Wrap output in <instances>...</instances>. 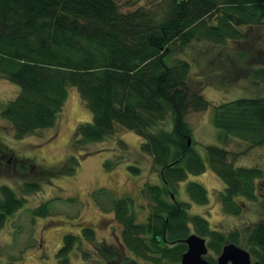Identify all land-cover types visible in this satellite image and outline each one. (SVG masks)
Segmentation results:
<instances>
[{"label":"trees","instance_id":"16d2710c","mask_svg":"<svg viewBox=\"0 0 264 264\" xmlns=\"http://www.w3.org/2000/svg\"><path fill=\"white\" fill-rule=\"evenodd\" d=\"M263 23L264 0H150L127 11L119 0H0V77L20 88L1 112L13 127L14 138L22 140L58 127L68 88L75 87L92 120L77 127L73 149L128 130L144 140L141 152L151 157L163 182L145 184L150 213L144 222L132 212L133 199H113L104 190L95 193L102 210L101 197L112 204L110 210L122 227L119 245H95L94 228L80 223L78 235H64L56 264H73L76 248L88 264L91 252L83 242L104 264H181L185 240L192 234L205 238L208 250L218 257L226 244L240 246L246 238L247 251L264 264V223L227 234L214 230L206 218L191 213L190 203L176 198L178 186L190 175L209 169L226 186L217 193L226 214L239 216L242 199L259 200L261 169L236 167L239 154L218 146L205 147L207 166L193 147L188 114L207 111L211 102L202 94L205 85L193 86L191 64L177 53L194 40L216 45L240 41L247 37L243 28ZM254 74L264 79V67ZM214 124L249 149L263 146L264 98L215 106ZM66 162L73 167L68 165L69 175H74L78 157ZM28 163L21 166L23 173L31 172ZM129 170L140 173L134 166ZM39 190L37 181L26 180L21 184L22 196L9 186L0 187V230ZM187 191L198 205L210 202L200 184L189 183ZM51 204L47 201L28 211L33 219L48 218ZM208 261L216 263L212 258Z\"/></svg>","mask_w":264,"mask_h":264},{"label":"rangeland","instance_id":"374dc122","mask_svg":"<svg viewBox=\"0 0 264 264\" xmlns=\"http://www.w3.org/2000/svg\"><path fill=\"white\" fill-rule=\"evenodd\" d=\"M148 1L119 0L124 11L134 10ZM242 31L247 37L240 41L216 45L207 40H194L177 55L191 64V83L196 89L205 85L202 94L211 102L207 111L188 114L193 132L192 145L204 163L208 166L205 147L218 146L239 154L234 161L236 167L259 168L264 172V145L249 149L247 143L226 137L214 124L215 106L237 99L264 98V79L254 74L256 69L264 67V23L262 27L243 28ZM19 93L17 85L0 77V155L3 163L0 167V187L9 186L22 196L21 184L26 180L37 181L40 190L29 196L23 210L11 216L4 229L0 230V264H56V253L63 244L64 235H78L80 223L82 227L94 228L95 245L117 247L122 227L110 210L111 202L100 198L103 211L95 193L104 190L113 199H133L135 205L132 212L137 221H146L150 204L144 199L145 184L161 186L163 182L154 169L151 157L141 152L144 140L133 132L121 129L105 141L73 149L77 127L92 120V113L81 101L75 87L68 88L58 127L17 140L13 127L3 119L1 112ZM71 156L79 159L74 175H69L71 171L67 170L68 165L73 168L66 162ZM26 161L31 170L29 174L21 169ZM107 163L112 166H107ZM131 166L139 168L140 173L129 170ZM49 173L53 174L46 176ZM189 183H197L207 189L208 205L201 206L190 200L187 191ZM225 187L224 182L208 169L205 174L190 175L181 183L176 198L190 203L191 213L206 218L214 230L227 234L245 232L256 224L264 223V178L257 184L259 200L250 202L242 199L243 208L239 216L226 214L217 199V193L223 192ZM47 201H52L50 216L33 219L28 210ZM245 244L246 238H243L239 247L247 251ZM83 247L91 252L88 264H97L95 259L104 264L103 258L93 252L92 246L83 242ZM205 258L217 261L218 256L209 250ZM72 261L73 264H84L78 248L72 254ZM251 261L256 262L252 256ZM123 263L120 261L118 264Z\"/></svg>","mask_w":264,"mask_h":264},{"label":"water","instance_id":"95a60500","mask_svg":"<svg viewBox=\"0 0 264 264\" xmlns=\"http://www.w3.org/2000/svg\"><path fill=\"white\" fill-rule=\"evenodd\" d=\"M191 141H189V144ZM187 251L183 254L181 264H211L205 256L208 254L207 240L197 234H192L185 240ZM215 264H261L252 263L248 251L230 243L226 244Z\"/></svg>","mask_w":264,"mask_h":264},{"label":"bare ground","instance_id":"6f19581e","mask_svg":"<svg viewBox=\"0 0 264 264\" xmlns=\"http://www.w3.org/2000/svg\"><path fill=\"white\" fill-rule=\"evenodd\" d=\"M208 260V259H207ZM212 264V263H211Z\"/></svg>","mask_w":264,"mask_h":264}]
</instances>
